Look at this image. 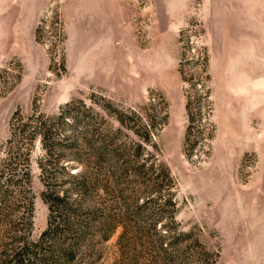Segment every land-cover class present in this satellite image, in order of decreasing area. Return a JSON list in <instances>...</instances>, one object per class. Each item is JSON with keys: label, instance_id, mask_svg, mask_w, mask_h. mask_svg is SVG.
Here are the masks:
<instances>
[{"label": "rangeland", "instance_id": "374dc122", "mask_svg": "<svg viewBox=\"0 0 264 264\" xmlns=\"http://www.w3.org/2000/svg\"><path fill=\"white\" fill-rule=\"evenodd\" d=\"M48 193L68 264H264V0H0V261Z\"/></svg>", "mask_w": 264, "mask_h": 264}, {"label": "trees", "instance_id": "16d2710c", "mask_svg": "<svg viewBox=\"0 0 264 264\" xmlns=\"http://www.w3.org/2000/svg\"><path fill=\"white\" fill-rule=\"evenodd\" d=\"M47 198L49 200L47 225L38 239L24 240L10 254H6L0 264H68L80 249L81 242L90 228L88 221L90 217L72 222L63 218L62 222H54L52 215L54 207L67 209L69 205L63 197L51 193H48ZM43 242H46L47 246L39 253L38 249Z\"/></svg>", "mask_w": 264, "mask_h": 264}]
</instances>
